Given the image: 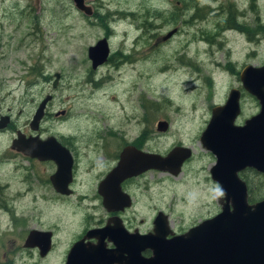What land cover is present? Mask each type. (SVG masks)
Returning <instances> with one entry per match:
<instances>
[{"label": "rangeland", "instance_id": "374dc122", "mask_svg": "<svg viewBox=\"0 0 264 264\" xmlns=\"http://www.w3.org/2000/svg\"><path fill=\"white\" fill-rule=\"evenodd\" d=\"M92 5L88 18L72 0H0V115L8 117L0 129V203L15 210L16 223L56 225L67 238L82 230L86 214L102 216L90 201L65 200L63 207L51 201L47 211L43 201L24 194L27 187L35 194L34 184L18 182L48 167L15 156L10 140L15 129L35 135L28 122L49 93L54 95L49 113L36 133L71 142L77 179L100 175L116 161L122 142L144 131L145 150L165 155L177 144L192 150L178 175L151 169L137 179L131 185L135 203L123 215L129 227L143 231L152 228L160 209L181 233L219 209L222 192L209 172L215 157L199 136L211 106L224 103L230 88L240 85L235 71L264 63V0H94ZM173 26L179 32L162 40ZM103 37L119 62L92 69L87 48ZM120 51L126 56L115 57ZM55 73L60 77L53 89ZM242 91L239 124L257 107ZM62 109L66 114L56 117ZM158 120L168 122L166 131L157 130ZM242 177L254 192L264 193V184L249 170ZM10 213L0 206V230L11 223Z\"/></svg>", "mask_w": 264, "mask_h": 264}, {"label": "water", "instance_id": "95a60500", "mask_svg": "<svg viewBox=\"0 0 264 264\" xmlns=\"http://www.w3.org/2000/svg\"><path fill=\"white\" fill-rule=\"evenodd\" d=\"M72 2L83 14L92 15L93 9L85 0ZM172 33L169 31L165 38ZM109 51L106 37L90 45L87 55L91 68L104 63ZM59 77V73L54 74L53 86L58 83ZM240 81L244 90L257 98L259 112L246 118L243 124H236L240 113V91L231 88L224 103L212 107L210 118L199 136L202 146L215 157L209 171L211 179L219 185L223 194L219 201L220 211L179 235L170 230L167 215L162 212L153 218L151 232L147 233L137 230L129 233L123 228L120 218L115 217L112 228H103L111 235L109 239L114 248L104 249L98 244L94 246V254L85 257L84 254H77L80 244L75 243L68 253L66 264H264V198L250 204L247 184L239 176L245 168H254L264 174V63L259 66L246 64L240 71ZM50 98V95L45 96L34 109L28 122L31 130L39 128ZM7 123L8 117L0 115V129ZM156 128L165 131L168 122L158 120ZM10 147L29 157L53 161L56 172L51 178L58 184L64 180L67 183L70 179L71 154L54 136L45 139L36 135L25 137L17 130L10 140ZM190 155L191 150L180 145L172 147L165 155L144 152L132 146L124 147L116 166L104 179L103 184L107 183L110 192L101 190L103 203L108 208L114 201V204H119V209L130 206L128 195L121 192V181L148 169L176 175ZM35 233L29 232L28 241ZM92 235H99V232L96 233L95 229ZM146 251L148 256L142 254Z\"/></svg>", "mask_w": 264, "mask_h": 264}, {"label": "flooded vegetation", "instance_id": "af4514ba", "mask_svg": "<svg viewBox=\"0 0 264 264\" xmlns=\"http://www.w3.org/2000/svg\"><path fill=\"white\" fill-rule=\"evenodd\" d=\"M85 1H87V0H85ZM88 1H90L89 4L91 5V7L93 9V13H92V15H93L94 14V8H93L92 4H93L94 0H88ZM230 23L231 22H229V28L233 26ZM170 31H173V33L169 37H173V35H176L179 32V28L177 26H173ZM167 33H166V35H167ZM109 34L110 33H108L106 35V37H108ZM166 35H162V40H166L167 38H169V37L165 38ZM125 56H126V54L123 55V53L121 51L115 54V57H125ZM113 57L114 56L111 57V54L108 55L107 60L105 62L111 61V62H116V64H117L119 61H114L115 59ZM240 69L241 68H239L238 70L235 71L236 76H237V80H239L238 83H240V85H241L240 86L238 84V87H237V89H239V91H240V113L237 117H239L241 112H242V101H241V99H242V94H243L242 90H244V88L242 87L241 81H240V71H241ZM46 79H48V78H46ZM46 82L48 83L49 79L46 80ZM58 84L59 83H57L55 86H53V82H52L51 83L52 88L55 89ZM232 88H235V87H232ZM244 91L247 92L246 90H244ZM248 94H250V93H248ZM47 95H50L51 98L47 101V103L45 105L44 116L42 117L41 121L46 116V114L49 113L47 111V108H48V106H50L54 95L49 94V93H45L44 96L42 97V99L39 102H37V105H39V103ZM250 95L252 96L253 100L256 101V105H257L255 112L250 115V117H251L252 115H255L259 112L260 106H259L257 98L255 96H253L252 94H250ZM214 105L215 104H213L210 108V115H211V109ZM216 105H218V104H216ZM60 111H64V114H60V112L54 113L56 117H59L60 115L66 114V110H64V109H62ZM236 124H239V123H236ZM241 124H243V123H241ZM39 129H40V124H39V128H37L36 130H31V129L30 130L32 132H34V134L37 137H39L40 136L39 133H36V131ZM14 131L16 132L17 130L15 129ZM161 132H164V131H161ZM22 134H24V136L27 137V136H29L30 133L23 132ZM50 135L54 136L61 145H63L64 147H66L69 150L71 157H72L71 177H70V179H68L67 183H66V180H64L63 183L61 182L58 184L57 181H54L51 178V175L56 172V164L53 161L48 160V159L41 160L39 158L29 157V156L25 155L24 153L20 152L19 150L10 147L11 151L14 153L15 156H18V157H20L26 161L29 160L30 162H33V163H36L39 165L48 166V167H45V166L40 167L41 168V170L39 172L40 175L36 174V176H34L32 178L25 176V177H21V179L18 180V182L20 184H27V185L34 184V187L36 189V193L34 194L32 188L27 187L24 190V194H26L27 192H30V193H32L33 200L43 201L44 202L43 205L45 206L47 211H48V205L51 201L55 202V203L56 202L59 203L61 205V207H63L65 200H75V201H79V202L90 201V202H92V204H91L92 206H90V207L92 209H94V208L96 209L99 207L102 210V216L97 217V216H90V215L86 214L85 218H84L85 225L83 228L81 227L82 230L72 234L70 237L67 238L64 234H62V232L55 230V228H57L56 225L50 226V228H49V227L23 225L20 223H16V219L13 218V216L16 215L15 210L13 208H10V210H9L3 204L0 203V206H2L3 208H5L6 210L11 212L8 216L12 217V221H13V222L11 221L10 224L6 225L5 230H0V264H16L15 260H23L24 262L30 261V264H49V262H51V261L57 262V259H59V261H60L59 264H66L68 253H70V251H71V249L75 243L80 244V247L77 250V254H80V255L84 254L85 257L92 256L94 254L93 250H95L94 246H96L98 244L102 245L104 249H112V248H114V246L112 244V241L109 239L111 237V235L109 234L108 230L104 231L103 228L104 227H109V229L112 228L114 225V218L115 217L120 218L121 223L123 225V228L129 233L133 232L134 230H137L139 233L151 232V228L149 230H143V231L140 230L139 231V229L137 227H132V228L129 227L127 225L128 220L123 217L125 212L128 211L130 208H132L133 204L135 203V200L133 198L134 194L132 192L133 190H132L131 185L137 179L141 178L144 174H146L151 169H148L144 172L139 173L136 176L128 177V178L124 179L123 181H121V183H120L121 192L126 193L128 195L130 202H131L130 206H126L123 209H119V204L118 203L114 204V202H115L114 201V202H111L109 204L110 206L108 208L103 203V196H102V192H101V190L103 192L104 191L110 192L107 183L103 184V182H104L106 175L110 172V170L116 166L117 161L119 159V154L121 153V151L123 150L124 147L132 146V147H134L138 150L144 151V152L157 153L156 151L144 149V146L148 145V139H147L148 135L146 134V131L141 132L132 141L122 142V144L120 145V147H119V149L115 155V158H114V159H116V161L113 162V164L109 168L104 170L100 175L89 177V178H79V179H77V157H76V153L74 151V148H73L71 142L69 140H65L64 138H58L53 134H49L48 136H50ZM30 136H34V135H30ZM48 136H46V137H48ZM42 138H44V137H42ZM177 145L184 146L183 144H177ZM177 145H174V146H177ZM174 146H172V147H174ZM184 147H187V146H184ZM158 154H160V153H158ZM192 154H193V152L191 150V155L188 159H190L193 156ZM188 159H186L182 163L181 167L188 161ZM248 170L251 172V176L253 178H258L260 180L259 185L264 184V174H262L261 172H258L254 168H245L239 172V176L243 180H245V182L247 184L248 202L250 204H253V203H256L257 201H260L261 199H263L264 193H255L254 196L252 198H250V192H249V187H248L249 182L247 181V179L242 177L244 172L248 171ZM168 172L169 171H167V173ZM180 172H181V169H180ZM170 174L172 176L178 175V174L173 175L172 173H170ZM110 197H112V196L110 195ZM221 197L222 196H219V198H218L219 209H218L217 213L221 209V204L219 202ZM115 207H118L117 211L112 210ZM34 208H37V207H34ZM36 212L41 213V214L45 213V211H43L40 208H37ZM159 212H162L163 214L167 215L168 225H169L170 230L173 232L174 235L183 234L186 231H188L189 228L195 226L196 224H198L199 222L204 220V219H202L201 221L190 226L189 228H187L185 231H182L181 233H175V231L171 227V223L169 221V215L167 213H165L163 210L158 209L155 212L153 218ZM217 213H215V214H217ZM153 218H152V221H153ZM208 218H210V217H208ZM205 219H207V218H205ZM95 229H96V233L99 232V235H92L93 232H95ZM31 231H35L36 233L31 235L30 240L28 241V234ZM168 237H171V235H168ZM142 254L145 256H148L149 252L146 251V252H143Z\"/></svg>", "mask_w": 264, "mask_h": 264}, {"label": "trees", "instance_id": "16d2710c", "mask_svg": "<svg viewBox=\"0 0 264 264\" xmlns=\"http://www.w3.org/2000/svg\"><path fill=\"white\" fill-rule=\"evenodd\" d=\"M87 17L90 18V17H92V15L87 16ZM248 187H249V192H250V198H252L256 192H254L253 186L250 185L249 183H248Z\"/></svg>", "mask_w": 264, "mask_h": 264}, {"label": "bare ground", "instance_id": "6f19581e", "mask_svg": "<svg viewBox=\"0 0 264 264\" xmlns=\"http://www.w3.org/2000/svg\"><path fill=\"white\" fill-rule=\"evenodd\" d=\"M242 70V69H241Z\"/></svg>", "mask_w": 264, "mask_h": 264}]
</instances>
